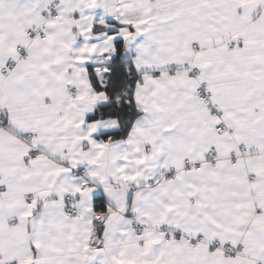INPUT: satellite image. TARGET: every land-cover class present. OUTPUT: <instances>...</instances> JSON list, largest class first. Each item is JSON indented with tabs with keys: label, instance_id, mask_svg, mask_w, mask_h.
Masks as SVG:
<instances>
[{
	"label": "snow or ice",
	"instance_id": "obj_1",
	"mask_svg": "<svg viewBox=\"0 0 264 264\" xmlns=\"http://www.w3.org/2000/svg\"><path fill=\"white\" fill-rule=\"evenodd\" d=\"M0 264H264V0H0Z\"/></svg>",
	"mask_w": 264,
	"mask_h": 264
}]
</instances>
